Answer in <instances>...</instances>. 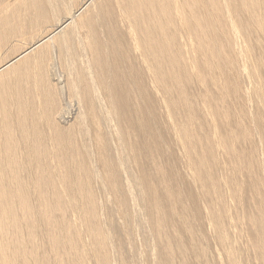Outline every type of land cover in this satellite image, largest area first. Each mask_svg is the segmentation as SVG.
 <instances>
[{"label": "bare ground", "instance_id": "obj_1", "mask_svg": "<svg viewBox=\"0 0 264 264\" xmlns=\"http://www.w3.org/2000/svg\"><path fill=\"white\" fill-rule=\"evenodd\" d=\"M0 264H264V0H0Z\"/></svg>", "mask_w": 264, "mask_h": 264}]
</instances>
